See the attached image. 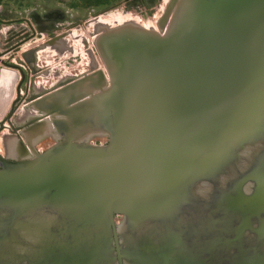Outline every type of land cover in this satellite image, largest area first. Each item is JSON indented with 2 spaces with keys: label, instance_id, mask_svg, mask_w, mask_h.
Wrapping results in <instances>:
<instances>
[{
  "label": "water",
  "instance_id": "obj_1",
  "mask_svg": "<svg viewBox=\"0 0 264 264\" xmlns=\"http://www.w3.org/2000/svg\"><path fill=\"white\" fill-rule=\"evenodd\" d=\"M167 9L163 35L98 38L106 89L34 107L63 117L57 144L0 155V264H264V0ZM77 107L108 144L64 121Z\"/></svg>",
  "mask_w": 264,
  "mask_h": 264
},
{
  "label": "rangeland",
  "instance_id": "obj_2",
  "mask_svg": "<svg viewBox=\"0 0 264 264\" xmlns=\"http://www.w3.org/2000/svg\"><path fill=\"white\" fill-rule=\"evenodd\" d=\"M2 1L4 3L1 5ZM91 1L29 0L27 3V0H0L1 20L23 19L19 25L0 24V46L16 29L34 34L33 40L19 48V54L30 50L35 52V71H32L30 84L32 92L36 90L42 93V97H46L77 82H83L88 87L90 81L99 75L103 78V87L95 93L106 89L110 84V76L97 46L98 38L102 35L101 27L114 31L126 25H134L160 32L158 23L173 0H106L101 5H90ZM33 104L29 99L21 102L15 118L18 121H25L30 115H42L41 120L63 118L54 112L43 115L34 109ZM11 128L12 123H9L3 132L4 136H8ZM58 136L45 137L34 147H28L29 155L33 157L35 153L48 150L59 142ZM1 142L6 150V143L1 138L0 149ZM88 142L106 145L108 137L94 134ZM2 154L8 157L7 153ZM116 220L118 227L125 223L122 216H117Z\"/></svg>",
  "mask_w": 264,
  "mask_h": 264
},
{
  "label": "flooded vegetation",
  "instance_id": "obj_3",
  "mask_svg": "<svg viewBox=\"0 0 264 264\" xmlns=\"http://www.w3.org/2000/svg\"><path fill=\"white\" fill-rule=\"evenodd\" d=\"M3 3L2 1L1 5ZM27 3H29V0H27ZM22 21V18L9 19L8 21L0 19V24L3 26H13L14 24L19 25L23 23ZM33 39V33H29L27 30L20 31L16 29L15 32H11L10 35L7 36L3 46H0V138L4 135L3 132L5 127H7L9 123H12L13 128L8 131L7 135L17 140L18 143H24L23 134L34 127L40 126L43 128L48 122H53V119L50 120L49 118L46 119L49 121L45 119L41 120L42 115L27 116L25 121L23 119L18 121L17 118H15L21 102L26 99L32 101L35 108L46 111L50 110L49 103L42 100L44 98L42 97V93L36 90L32 92L30 87L31 74L32 71H35V52L30 50L19 54V48ZM13 96L15 97L11 101ZM41 113L47 115L45 112ZM65 120H67V118H65L64 121ZM0 155L3 156L1 151ZM4 158L17 159L9 156ZM208 253L211 256L210 251H207V254Z\"/></svg>",
  "mask_w": 264,
  "mask_h": 264
},
{
  "label": "bare ground",
  "instance_id": "obj_4",
  "mask_svg": "<svg viewBox=\"0 0 264 264\" xmlns=\"http://www.w3.org/2000/svg\"><path fill=\"white\" fill-rule=\"evenodd\" d=\"M173 14H174V12H172V15ZM170 19H171L170 11H169V9L166 8V11L164 12L162 19L158 23L159 29H160V32L161 33L160 32H157L155 30H149V31L156 32V33H158L160 35H163L167 31V29H168V25H169ZM120 23H118V24H120ZM128 27H138V26L126 25V26L121 27L119 29H116L114 31H117V30H120V29H123V28H128ZM100 32L107 33V32H113V31L109 30L108 27L107 28L106 27H101ZM47 108H49V107H47ZM37 109H40V108H37ZM83 116H82V113H80V109L78 110V107H77L76 109H74V111L72 113V116L71 117H68L67 120H65L66 122H68L71 125L75 124L79 128H82V130H83L82 132H84V134L80 138L81 140H83L85 138L86 132H88V131L91 130V129H89L90 126L88 124H85L86 120H84V117ZM51 135L53 137H57L59 135V130L55 128V126L53 125L52 122H48L47 125H45L43 128H41L40 126L34 127L30 131L24 133L23 134V139H24L23 142L24 143H20V142L18 143L17 140L12 139L10 136H4L3 135L1 137V141H2V139L5 141L6 146H7V149L5 150L3 148V145H2V142H1V149L0 150H1V153L2 152L7 153V155L9 157H12V158H17V159H25L26 158V159H28L29 157H32V156L29 155L30 153H29L28 147H30V148L34 147V145L38 144V142L41 139H43L45 137H48V136H51ZM89 138H91V137L88 136L85 139L88 141ZM34 152H35V150H34ZM244 152H246L245 155L243 154ZM251 152H252V150L250 148H246L245 150H243L241 152V156L242 157L240 156L241 157V161H240V166H238V167H241V166H243L246 163V161H247V159L249 157V154Z\"/></svg>",
  "mask_w": 264,
  "mask_h": 264
},
{
  "label": "trees",
  "instance_id": "obj_5",
  "mask_svg": "<svg viewBox=\"0 0 264 264\" xmlns=\"http://www.w3.org/2000/svg\"><path fill=\"white\" fill-rule=\"evenodd\" d=\"M106 0H92L90 2V5H101L105 2Z\"/></svg>",
  "mask_w": 264,
  "mask_h": 264
}]
</instances>
